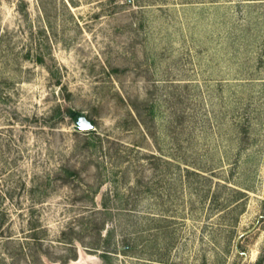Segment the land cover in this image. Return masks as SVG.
<instances>
[{
    "label": "rangeland",
    "instance_id": "rangeland-1",
    "mask_svg": "<svg viewBox=\"0 0 264 264\" xmlns=\"http://www.w3.org/2000/svg\"><path fill=\"white\" fill-rule=\"evenodd\" d=\"M0 264H264V0H0Z\"/></svg>",
    "mask_w": 264,
    "mask_h": 264
},
{
    "label": "trees",
    "instance_id": "trees-1",
    "mask_svg": "<svg viewBox=\"0 0 264 264\" xmlns=\"http://www.w3.org/2000/svg\"><path fill=\"white\" fill-rule=\"evenodd\" d=\"M68 112H69V115H70L72 118H74V119H77L78 116H80V113L77 112V111L69 110ZM72 232H73V231H72ZM74 232H75V231H74ZM37 233H38V231H37L36 229H34L32 235H33L34 241H37V242H38V237H37L38 235H37ZM62 234L65 236V233H64V232H63ZM71 238H72V237H69V239H67V240H69V242L73 244V241H72ZM35 252H36V251H35L34 249H31V251H30V256H31L32 258H34V257L36 258V253H35ZM100 256H101L102 258H105V257L107 256V252H106V251H102V253H101Z\"/></svg>",
    "mask_w": 264,
    "mask_h": 264
},
{
    "label": "water",
    "instance_id": "water-1",
    "mask_svg": "<svg viewBox=\"0 0 264 264\" xmlns=\"http://www.w3.org/2000/svg\"><path fill=\"white\" fill-rule=\"evenodd\" d=\"M77 123L80 129L88 130L93 128L92 122L83 116L78 117Z\"/></svg>",
    "mask_w": 264,
    "mask_h": 264
}]
</instances>
